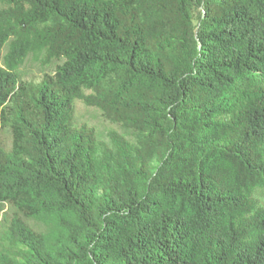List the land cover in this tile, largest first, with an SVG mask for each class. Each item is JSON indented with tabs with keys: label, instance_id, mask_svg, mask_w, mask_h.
<instances>
[{
	"label": "trees",
	"instance_id": "16d2710c",
	"mask_svg": "<svg viewBox=\"0 0 264 264\" xmlns=\"http://www.w3.org/2000/svg\"><path fill=\"white\" fill-rule=\"evenodd\" d=\"M5 46L0 264H264V0H0Z\"/></svg>",
	"mask_w": 264,
	"mask_h": 264
},
{
	"label": "rangeland",
	"instance_id": "374dc122",
	"mask_svg": "<svg viewBox=\"0 0 264 264\" xmlns=\"http://www.w3.org/2000/svg\"><path fill=\"white\" fill-rule=\"evenodd\" d=\"M201 9L196 8L194 10V16L197 18L200 14ZM8 46H5L3 51L0 54V65L3 64V56L6 54ZM57 63L48 64L43 56H29L28 59L24 62V64L19 68V75L21 76L24 82L30 83H38L41 81L42 76L45 73L52 74L55 70ZM85 96H89L92 92L86 91ZM75 112H74V125L79 127L81 125H87L90 128L95 130L97 140L99 142L100 147L103 145H107L109 147L112 146L111 135L113 133H118L125 137L131 144L135 145L137 142V138L134 132L128 130L124 126L109 121L103 115L102 110L95 106H89L85 103L83 99H78L74 102ZM11 132L9 129H1L0 130V143L5 145L7 149L11 148ZM255 198L258 201L259 206H264V189L259 190ZM13 213V209L8 204H0V249L3 244L2 236L5 232L9 219ZM28 223L35 227V229H39V227L32 221H28ZM11 253H13V249L10 248Z\"/></svg>",
	"mask_w": 264,
	"mask_h": 264
}]
</instances>
